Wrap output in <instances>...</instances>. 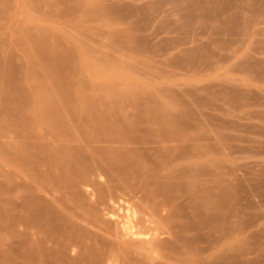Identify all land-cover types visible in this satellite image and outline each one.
<instances>
[{"label":"rangeland","instance_id":"1","mask_svg":"<svg viewBox=\"0 0 264 264\" xmlns=\"http://www.w3.org/2000/svg\"><path fill=\"white\" fill-rule=\"evenodd\" d=\"M0 264H264V0H0Z\"/></svg>","mask_w":264,"mask_h":264},{"label":"bare ground","instance_id":"2","mask_svg":"<svg viewBox=\"0 0 264 264\" xmlns=\"http://www.w3.org/2000/svg\"><path fill=\"white\" fill-rule=\"evenodd\" d=\"M113 219L115 218V217H112ZM129 224H130V222H129ZM128 227V226H127ZM125 228V227H124ZM126 229H124V231H125ZM129 230V229H128Z\"/></svg>","mask_w":264,"mask_h":264}]
</instances>
